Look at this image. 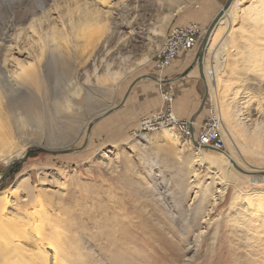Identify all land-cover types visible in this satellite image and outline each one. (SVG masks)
Segmentation results:
<instances>
[{
  "label": "rangeland",
  "instance_id": "374dc122",
  "mask_svg": "<svg viewBox=\"0 0 264 264\" xmlns=\"http://www.w3.org/2000/svg\"><path fill=\"white\" fill-rule=\"evenodd\" d=\"M225 1L0 0V78L9 83L1 101L7 124L2 129L18 140L17 148L26 145L16 162H0V192L17 191L22 204L37 198L58 216L72 264H264V201L246 204L249 196L264 197V174L235 168L264 170V0L237 6L219 61L215 48L225 26L210 36L201 74L199 47ZM41 3L47 18L38 21ZM68 9L73 23L87 11L98 16L88 30L68 29L70 43L62 54L38 61L39 33L60 28L61 21L68 27ZM189 22L202 29L199 45L159 72L153 64L169 29ZM31 60L40 89L38 80L28 88L15 83L18 63ZM165 72L171 85L158 81ZM144 75L158 85L147 81L141 87V106L151 108L148 94H155L156 111L161 91L170 88L178 119L192 112L189 100L194 106L196 134L211 112L220 115L222 151L235 162L223 168V181L213 179L218 163L199 164L192 136L177 124L135 131L144 114L136 112L138 105L127 110L122 104ZM63 98L72 101L69 111L59 109ZM29 105L42 121L19 131L14 118ZM169 133L173 140L166 139ZM9 201L7 211L14 213L16 200L10 195ZM22 204L24 213L35 210L36 204ZM249 213L258 229L247 224ZM123 232L130 239L116 247ZM114 247L121 249L117 261L110 256Z\"/></svg>",
  "mask_w": 264,
  "mask_h": 264
},
{
  "label": "bare ground",
  "instance_id": "6f19581e",
  "mask_svg": "<svg viewBox=\"0 0 264 264\" xmlns=\"http://www.w3.org/2000/svg\"><path fill=\"white\" fill-rule=\"evenodd\" d=\"M98 1H101L102 3L105 2V0H98ZM243 1L245 0H233L230 7L225 11H223L221 17L217 20L215 27L209 33L206 47L208 46L209 48V46L211 45V44L208 45V43H209V39L210 41L213 40V38L212 37L210 38V36H213L214 32H216L220 28H223L224 26H225L224 28H226L227 26H230L231 23H234L238 14L237 6H239ZM252 1L255 2L256 0H252ZM38 7L40 8L41 13L37 20L38 21H41L43 19L46 20L47 15L45 14L43 3L38 4ZM80 12H79V17L80 15H82V13ZM97 14H98L97 11L95 12L87 11L85 12L84 15H82V19L77 18L79 21L73 23L74 15L72 9H68L67 20H68L69 28L65 25V23L61 21L60 28H52L47 33L46 32L39 33L37 37L38 38L37 40L39 42V46H38L39 57L37 58L38 61H42L49 54H54V53L56 54L58 53L59 55L62 54L63 50L67 49L66 44L70 43V41L67 39L70 35L69 31H74V34H76V32H81L90 29V26H92L91 21L97 19L98 16ZM32 32L34 33L36 31L32 29ZM229 32L230 29L227 30L226 28V31L223 32V36L221 40L219 41L218 45H216L215 56L218 61L220 60L221 53L224 52L225 50ZM167 47H168V38L166 35L165 42L162 46V50L160 51L159 55L161 53L166 52ZM18 67H19L18 72L14 74V77L16 79L15 83L17 85L25 84L26 87L28 88V86L30 85L29 82H31L32 84L33 82L38 80L39 82L38 89L41 88L42 81L41 78L39 77L38 67L35 63H33V60H31L28 63H18ZM0 75H3L1 71H0ZM158 81L160 83L163 80L159 79ZM8 85L9 83L7 81H3L0 78V108L2 107V102H1L2 98L6 97V87ZM79 91L80 89L76 88L74 94L78 95ZM71 102L72 101L63 98V101H61L59 105L60 111L62 112L69 111L72 108ZM27 108L28 109L25 112L23 113L21 112L17 114L16 117L14 118L15 119L14 125L17 130H19V128H24L25 125L29 126L31 122L36 124L38 127L42 121L41 114L38 112L37 109H35L32 105H29ZM57 111L59 112V110ZM218 117L221 121L220 115H218ZM6 125L7 124L3 121V118L0 116V162H3L5 165H11L12 163L19 160V158L22 156V154L26 149V145L17 148L18 140L13 138L12 135H9V133H7L6 131H4V129H2L3 126ZM177 128L187 138H190L192 136L191 138L192 144L193 141L196 142L194 135L191 132L187 131V127L178 125ZM168 131L169 130L166 129L167 133ZM224 131L226 132V129H224ZM171 134L172 133L165 135L166 139L173 140L174 138L173 135ZM54 141H58V140L54 139ZM206 149L207 148L204 147L195 149L198 152L197 161L199 162L200 165L204 164L207 160H209L210 163H215V164L218 163L217 168H214V170H212V173L214 174L213 179L216 180L219 179L220 181H223L224 180L222 176L223 168L225 167V165L228 166V168L232 167V165H235L233 158L231 156L229 157V155L227 156L226 153L223 151L221 152L219 151L216 155L209 154L206 153L205 151ZM1 182L2 181H0V184ZM10 190L7 189L5 191L0 192V264H49V255L47 251L52 252V258L55 264H72V261L70 260L69 257L70 252L69 249L67 248L68 242L67 239L66 241L64 239V225H62V220L58 216L52 215L50 211L47 208H45L41 204V202H39V200H37V198L30 197V199L27 201V204L25 203L22 204L21 201H18V197L16 193L17 191L12 192ZM10 195L14 197V200H16L17 206L15 208L14 213L7 211V208L10 203L9 201ZM263 201H264V197L257 194L254 196L247 197L246 204L252 205L255 202H257L258 205L261 206ZM20 204H22L23 206H26L28 204H36L35 210L32 213H24L25 211L23 212L22 209L23 207L20 206ZM252 216H254V213H249L247 218H245L248 225L253 223L255 220H257L254 219V221L251 222V219L253 218ZM44 219H46L45 221L48 222L45 224L47 225L46 227L44 225ZM252 226H255V222L252 224ZM255 227L256 229H258L257 226ZM255 227L252 228L253 231ZM121 230L122 228L120 229V231ZM248 230H250V227ZM119 234L120 233L118 232V236ZM124 234L125 235L123 239H118L117 241H114L115 243H118L116 247H122V245H124V242L130 239L129 237H127L126 233ZM116 247H114L115 249L111 251L110 256H112L113 258L115 257L117 261L118 260L117 257L120 256L119 254L121 253L120 252L121 249L118 250L119 248ZM115 264H120V263L118 261Z\"/></svg>",
  "mask_w": 264,
  "mask_h": 264
},
{
  "label": "built area",
  "instance_id": "2783aa9c",
  "mask_svg": "<svg viewBox=\"0 0 264 264\" xmlns=\"http://www.w3.org/2000/svg\"><path fill=\"white\" fill-rule=\"evenodd\" d=\"M202 29L195 22L174 26L167 33L168 47L166 52L160 54V59L153 64L159 71L163 72L172 62L183 53L195 49L200 43ZM217 112H211L208 119L198 125V132L195 133L197 125L193 120L178 119L174 113L173 93L170 88L161 91V104L159 109L142 117L135 129L136 132H143V127H151V132L160 130L162 122H173L177 125L187 127L196 143L204 148L222 151L224 149V139L222 137V122ZM196 134V135H195Z\"/></svg>",
  "mask_w": 264,
  "mask_h": 264
},
{
  "label": "crops",
  "instance_id": "0c3cea01",
  "mask_svg": "<svg viewBox=\"0 0 264 264\" xmlns=\"http://www.w3.org/2000/svg\"><path fill=\"white\" fill-rule=\"evenodd\" d=\"M186 53H188V52H186ZM183 54H185V53H183ZM182 54V55H183ZM179 57H181V55L180 56H178L173 62H175L176 60H178V58ZM173 62H172V64H173ZM171 64V65H172ZM170 65V66H171ZM169 66V67H170ZM169 71H172V70H167V72L169 73ZM166 72H165V74H164V76H162V78H163V81L162 82H164V79L165 78H167L166 76ZM161 76H159V78L161 77ZM169 79V78H168ZM168 79H165V84L166 85H171V83H169L168 82ZM149 82V81H152V82H154L155 84H157L158 85V81L157 80H155V78L153 79V78H151V77H148V75H144V76H141V77H139V78H137V80L135 81V84L131 87V89H129V91H128V94H126L125 95V98H124V100H123V104L122 105H124L123 106V109H127V110H132V107H135L136 105H138V107H140L139 108V111H136V112H138V113H140V114H144V116H146V115H150V114H152V113H154V111H155V109L154 110H152V107H154V105H155V103H154V100H155V98H156V95L155 94H151V95H149L148 94V96L149 97H151V101H152V107L150 108H147V105L144 107V106H141V102H142V100H143V98H141V93H140V89H141V87L146 83V82ZM140 97V98H139ZM141 99V100H140ZM160 102H159V105L161 104V99L159 100ZM188 103H189V106H188V108H189V110H191L192 112L187 116V117H185L186 119L185 120H193V121H197L198 120V118H196L195 119V117L193 116L194 115V113H193V110H194V106H192V105H190V103H191V101L189 100L188 101ZM158 105V107H160ZM144 107V108H143ZM136 108H137V106H136ZM138 109V108H137ZM158 110V108L156 109V111ZM155 111V112H156ZM137 115V114H136ZM138 116V115H137ZM179 116V115H178ZM136 117V116H135ZM201 124V123H200ZM198 127V126H197Z\"/></svg>",
  "mask_w": 264,
  "mask_h": 264
},
{
  "label": "water",
  "instance_id": "95a60500",
  "mask_svg": "<svg viewBox=\"0 0 264 264\" xmlns=\"http://www.w3.org/2000/svg\"><path fill=\"white\" fill-rule=\"evenodd\" d=\"M233 0H226L225 3L221 6L220 10L217 12V14L215 15V17L213 18L212 22L210 23V25L208 26L206 32H205V36L203 38V40L201 41V44H200V47H199V51H198V61H199V70H200V73L203 74V71H202V61H203V55L205 53V48H206V45H207V42H208V37H209V33L213 30V28L215 27L216 23H217V20L221 17L223 11H225L226 9H228L231 5ZM193 145L196 147V148H200L201 146H199L196 142L193 141ZM237 169H239L240 171L244 172V173H247V174H264V170H261V171H255V172H246V171H243L241 170L240 168L238 167H235Z\"/></svg>",
  "mask_w": 264,
  "mask_h": 264
}]
</instances>
